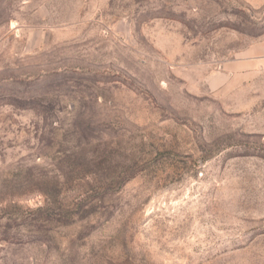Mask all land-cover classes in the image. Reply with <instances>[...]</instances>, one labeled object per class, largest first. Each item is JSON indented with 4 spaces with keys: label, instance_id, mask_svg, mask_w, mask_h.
<instances>
[{
    "label": "rangeland",
    "instance_id": "obj_1",
    "mask_svg": "<svg viewBox=\"0 0 264 264\" xmlns=\"http://www.w3.org/2000/svg\"><path fill=\"white\" fill-rule=\"evenodd\" d=\"M259 43L264 0H0V264H264Z\"/></svg>",
    "mask_w": 264,
    "mask_h": 264
},
{
    "label": "crops",
    "instance_id": "obj_2",
    "mask_svg": "<svg viewBox=\"0 0 264 264\" xmlns=\"http://www.w3.org/2000/svg\"><path fill=\"white\" fill-rule=\"evenodd\" d=\"M264 50V43L262 44H257L256 46L250 48L247 53L244 56H247L248 58L251 59V57H256V55H258L259 57H263L264 54L261 53V50ZM250 63L254 64V62H251V60L249 61Z\"/></svg>",
    "mask_w": 264,
    "mask_h": 264
}]
</instances>
